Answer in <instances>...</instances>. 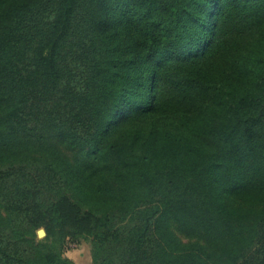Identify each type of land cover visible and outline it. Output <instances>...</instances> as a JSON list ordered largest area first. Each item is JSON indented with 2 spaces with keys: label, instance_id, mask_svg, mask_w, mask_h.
<instances>
[{
  "label": "trees",
  "instance_id": "1",
  "mask_svg": "<svg viewBox=\"0 0 264 264\" xmlns=\"http://www.w3.org/2000/svg\"><path fill=\"white\" fill-rule=\"evenodd\" d=\"M69 238L264 264V0H0V264Z\"/></svg>",
  "mask_w": 264,
  "mask_h": 264
},
{
  "label": "rangeland",
  "instance_id": "2",
  "mask_svg": "<svg viewBox=\"0 0 264 264\" xmlns=\"http://www.w3.org/2000/svg\"><path fill=\"white\" fill-rule=\"evenodd\" d=\"M45 235H40L39 237H44ZM90 243L87 240L75 241L69 238L67 242L66 255L79 263H90L91 253H90Z\"/></svg>",
  "mask_w": 264,
  "mask_h": 264
},
{
  "label": "water",
  "instance_id": "3",
  "mask_svg": "<svg viewBox=\"0 0 264 264\" xmlns=\"http://www.w3.org/2000/svg\"><path fill=\"white\" fill-rule=\"evenodd\" d=\"M38 234H40V235H46V231H45V229H44V228L40 229V230L38 231Z\"/></svg>",
  "mask_w": 264,
  "mask_h": 264
}]
</instances>
